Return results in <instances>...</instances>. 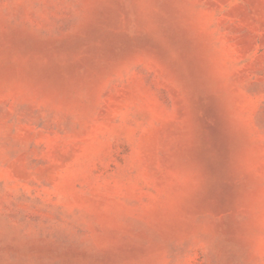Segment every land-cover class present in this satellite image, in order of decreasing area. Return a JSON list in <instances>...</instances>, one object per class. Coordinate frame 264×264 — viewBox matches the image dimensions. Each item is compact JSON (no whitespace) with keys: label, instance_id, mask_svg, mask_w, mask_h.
Returning <instances> with one entry per match:
<instances>
[{"label":"rangeland","instance_id":"1","mask_svg":"<svg viewBox=\"0 0 264 264\" xmlns=\"http://www.w3.org/2000/svg\"><path fill=\"white\" fill-rule=\"evenodd\" d=\"M0 264H264V0H0Z\"/></svg>","mask_w":264,"mask_h":264},{"label":"bare ground","instance_id":"2","mask_svg":"<svg viewBox=\"0 0 264 264\" xmlns=\"http://www.w3.org/2000/svg\"><path fill=\"white\" fill-rule=\"evenodd\" d=\"M192 67L194 68V69L192 68V70H195V71H198L197 69H200V68H197V66H194V65Z\"/></svg>","mask_w":264,"mask_h":264}]
</instances>
